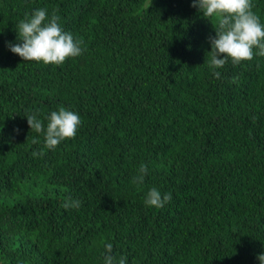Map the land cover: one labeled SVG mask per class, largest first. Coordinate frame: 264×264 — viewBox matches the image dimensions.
<instances>
[{"label":"trees","instance_id":"16d2710c","mask_svg":"<svg viewBox=\"0 0 264 264\" xmlns=\"http://www.w3.org/2000/svg\"><path fill=\"white\" fill-rule=\"evenodd\" d=\"M252 3L264 23V0ZM192 4L0 0V264H104L106 243L127 264H260L264 57L217 79L216 22ZM41 8L84 41L62 67L8 48ZM61 106L82 125L52 151L25 116L46 128ZM153 187L172 193L162 209L144 203Z\"/></svg>","mask_w":264,"mask_h":264},{"label":"clouds","instance_id":"9594fccd","mask_svg":"<svg viewBox=\"0 0 264 264\" xmlns=\"http://www.w3.org/2000/svg\"><path fill=\"white\" fill-rule=\"evenodd\" d=\"M192 7L198 8L204 19L215 21V37H209L211 51L206 63L212 74L219 79L222 69L229 62L238 67L252 62L257 56L264 57V23L253 11L252 0H193ZM60 17L54 11L49 16L47 9L35 10L30 17L20 20L16 26L18 43H9V50L24 62L42 63L44 66L62 67L68 60L82 55L84 41L66 32L59 23ZM213 24V23H212ZM238 77L233 79V83ZM93 103V101H92ZM31 132L43 134L44 148L54 151L62 142L75 139L82 125L78 113L61 106L52 111L45 125L37 114H26ZM18 131V130H17ZM33 144L39 143L33 139ZM43 150L33 152V156H43ZM147 166L141 164L133 184L142 185L147 174ZM172 199V193L162 195L155 187L151 188L144 200L147 207L162 209ZM81 201L68 198L62 207L79 209ZM104 264H127L126 257L112 255L113 245H104ZM264 264V254L259 255Z\"/></svg>","mask_w":264,"mask_h":264}]
</instances>
